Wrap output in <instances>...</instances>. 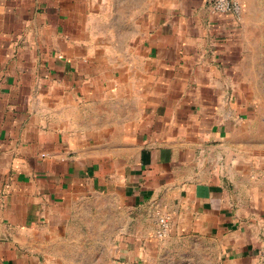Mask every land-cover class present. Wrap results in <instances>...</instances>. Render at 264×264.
I'll use <instances>...</instances> for the list:
<instances>
[{
    "label": "crops",
    "instance_id": "obj_1",
    "mask_svg": "<svg viewBox=\"0 0 264 264\" xmlns=\"http://www.w3.org/2000/svg\"><path fill=\"white\" fill-rule=\"evenodd\" d=\"M234 1L236 14L208 0H0V264H45L84 222L135 221L148 239L155 210L169 237L253 264L264 0ZM79 129L119 135L83 149Z\"/></svg>",
    "mask_w": 264,
    "mask_h": 264
},
{
    "label": "rangeland",
    "instance_id": "obj_2",
    "mask_svg": "<svg viewBox=\"0 0 264 264\" xmlns=\"http://www.w3.org/2000/svg\"><path fill=\"white\" fill-rule=\"evenodd\" d=\"M207 3L210 7L209 0ZM260 100H263L262 95ZM108 133L115 134L110 139L115 141L119 130L79 129L71 131V138L80 148H88L91 146L88 143L94 142V148L100 150L103 134ZM261 188L264 201V183ZM95 204L101 210L104 202L96 199ZM157 211L161 210L154 211L155 220ZM253 220L248 221L247 227L255 244L253 264H264V220ZM151 223L154 233L148 239L141 238L142 230L135 221H112L110 225L95 221L90 226L86 222L79 223L67 232L66 241L54 243L45 264H221L216 244L212 243L214 248L209 247L192 235L160 238L156 236V221Z\"/></svg>",
    "mask_w": 264,
    "mask_h": 264
},
{
    "label": "built area",
    "instance_id": "obj_3",
    "mask_svg": "<svg viewBox=\"0 0 264 264\" xmlns=\"http://www.w3.org/2000/svg\"><path fill=\"white\" fill-rule=\"evenodd\" d=\"M210 8L218 14H236L239 6L234 0H209ZM156 236L167 237L171 228V216L167 212H156Z\"/></svg>",
    "mask_w": 264,
    "mask_h": 264
}]
</instances>
